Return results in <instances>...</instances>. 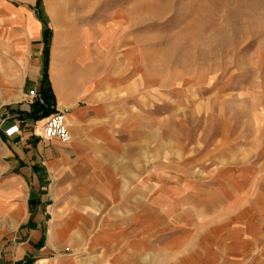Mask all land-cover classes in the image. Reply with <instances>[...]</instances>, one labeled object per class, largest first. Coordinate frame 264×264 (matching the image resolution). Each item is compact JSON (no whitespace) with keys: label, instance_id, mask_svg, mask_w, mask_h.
Instances as JSON below:
<instances>
[{"label":"rangeland","instance_id":"obj_1","mask_svg":"<svg viewBox=\"0 0 264 264\" xmlns=\"http://www.w3.org/2000/svg\"><path fill=\"white\" fill-rule=\"evenodd\" d=\"M5 11L40 25L45 82L54 50L67 92L134 132L132 169L196 218L153 264H264V0H0ZM10 229L0 215V241Z\"/></svg>","mask_w":264,"mask_h":264},{"label":"crops","instance_id":"obj_2","mask_svg":"<svg viewBox=\"0 0 264 264\" xmlns=\"http://www.w3.org/2000/svg\"><path fill=\"white\" fill-rule=\"evenodd\" d=\"M15 17L0 14V215L11 226L0 264H153L154 252L176 250L196 218L146 168L132 169L134 132L109 106L67 92L54 50L45 82L40 25ZM30 91L42 103L27 104ZM54 111L67 143L43 138Z\"/></svg>","mask_w":264,"mask_h":264},{"label":"built area","instance_id":"obj_3","mask_svg":"<svg viewBox=\"0 0 264 264\" xmlns=\"http://www.w3.org/2000/svg\"><path fill=\"white\" fill-rule=\"evenodd\" d=\"M25 102L29 105L35 102L42 103L39 95L34 91H30L26 94ZM16 132L17 128L11 127L5 131V135L10 137ZM42 135L43 138L49 141H57L60 143L67 142L69 135L65 127L64 114L62 112H57L47 118L42 127Z\"/></svg>","mask_w":264,"mask_h":264},{"label":"trees","instance_id":"obj_4","mask_svg":"<svg viewBox=\"0 0 264 264\" xmlns=\"http://www.w3.org/2000/svg\"><path fill=\"white\" fill-rule=\"evenodd\" d=\"M44 79H45V73H44Z\"/></svg>","mask_w":264,"mask_h":264},{"label":"bare ground","instance_id":"obj_5","mask_svg":"<svg viewBox=\"0 0 264 264\" xmlns=\"http://www.w3.org/2000/svg\"><path fill=\"white\" fill-rule=\"evenodd\" d=\"M53 60V59H52ZM54 76V75H53ZM64 121H65V119H64Z\"/></svg>","mask_w":264,"mask_h":264}]
</instances>
